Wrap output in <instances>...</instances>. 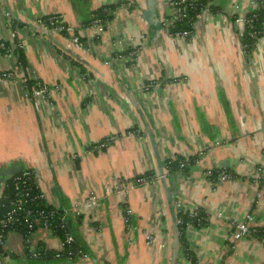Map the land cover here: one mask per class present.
Instances as JSON below:
<instances>
[{"label": "crops", "instance_id": "obj_1", "mask_svg": "<svg viewBox=\"0 0 264 264\" xmlns=\"http://www.w3.org/2000/svg\"><path fill=\"white\" fill-rule=\"evenodd\" d=\"M249 2L214 0L217 11L178 40L151 36L147 0H0V41L25 42L0 57V73L14 74L0 80V176L34 171L47 204L72 217L82 251L58 256L56 233L26 242L11 232L5 262L42 264L29 255L44 250L48 264H264L263 239L234 238L248 216L264 230V38L250 50L230 16ZM108 6L114 15L96 33L87 22ZM54 14L75 31L46 36L36 23ZM178 157L198 159L162 181L158 159ZM213 171L228 177L214 182ZM147 173L151 184L134 182ZM190 210L199 220L178 245L177 213Z\"/></svg>", "mask_w": 264, "mask_h": 264}, {"label": "built area", "instance_id": "obj_2", "mask_svg": "<svg viewBox=\"0 0 264 264\" xmlns=\"http://www.w3.org/2000/svg\"><path fill=\"white\" fill-rule=\"evenodd\" d=\"M203 4V0H167L166 5L168 8L169 13H165L162 18V24L164 31L166 35L171 39H182L187 40L193 37L197 30V23L202 20L203 14H199L196 17V21L193 24V29L191 31H184V32H176L171 33L170 30L176 26L177 23L182 22L184 20H191L190 12L195 11L198 6ZM233 6V12L230 14L232 18H234V23L240 26V33L239 36L244 38L247 29H250L249 35L251 37H255L257 33L252 31L254 28V21L257 17L255 13L260 9L264 8V0H250L249 6L247 10H240L238 11V6L234 8ZM209 10L208 13L210 14L209 7L206 9ZM205 10V11H206ZM204 11V12H205ZM203 12V13H204ZM245 14V15H243ZM228 15V14H227ZM92 27L96 30V33H103L106 28L108 27V24L102 21L100 18H98L95 13H92L90 16V19ZM233 20V19H232ZM236 20V21H235ZM37 26L41 28L42 32L46 35H52L53 33H59V34H68L73 31H75L74 27L70 26L60 15L54 14L50 15L47 18H42L37 21ZM264 37L261 39H258L257 43H259L261 40H263ZM257 45V44H256ZM25 46V42L19 41L15 48H12L11 45L4 41H0V57L6 54H10L11 52L15 51V49H23ZM136 51H133L129 53L126 57L120 56V58H124L126 62H130L131 59L136 57ZM14 77L13 72H5L0 73V80L2 79H12ZM40 91L44 94H46V91L43 89H40ZM114 138H111L110 141H113ZM178 158H173L169 161H176ZM170 163V162H169ZM168 163V164H169ZM181 167H184V164L181 165ZM167 168V167H166ZM166 170V175H169V170ZM259 173H262L259 170ZM35 175V172L26 169L24 170L20 176L15 177L14 183L16 185L17 194L15 198L8 204L7 212L5 213L4 220L2 223H0V264H10L9 262H5V259H7L6 255V242L7 238L10 235L11 232H16L14 230H11V227L16 226H24L27 228V235L24 236L25 241L29 242L30 238L33 237L35 234H38L39 231H43L47 234H55V224L53 222V215L54 212H50L48 214L44 213L43 211L32 210L28 207V203L30 202H37V201H43L46 202L45 195L41 192L39 189V186L36 181V175H35V183L37 185V188L39 190V194L37 196L32 197L31 196V186L29 184V181L32 178V175ZM212 172L209 173V177H212ZM143 177L138 179L137 184L140 186H146L153 182L152 177H146L145 175H142ZM220 179L224 180L228 177V174L225 172H222L220 175ZM89 206H97L98 202L96 198H93L88 203ZM37 207V205H36ZM68 213H65V217ZM127 217V226H129L130 223V210H127L126 212ZM77 215H79L77 213ZM188 216L192 219L196 218V213L193 210H190L188 212ZM63 217L60 222L62 223L61 228H63L66 231L65 226V220L66 218ZM249 223H254L253 217L248 216L247 221H243L238 223L235 226V232H234V238L236 240H240L245 237H254V235L258 232L259 228H251ZM150 242L154 243L155 239L152 237H149ZM264 240V239H263ZM75 243L74 237L66 231L65 233V240L62 242V252L66 250L65 253L68 254L69 257L73 256V252L71 250L72 245ZM57 254L58 256L60 254ZM31 260L35 261H41L42 264H48L42 260L45 258V254H43L40 251H34L30 255Z\"/></svg>", "mask_w": 264, "mask_h": 264}, {"label": "trees", "instance_id": "obj_3", "mask_svg": "<svg viewBox=\"0 0 264 264\" xmlns=\"http://www.w3.org/2000/svg\"><path fill=\"white\" fill-rule=\"evenodd\" d=\"M214 0H203V4L198 6L197 9L195 11H191L190 12V16H191V20H184L182 22H179L176 24V26L174 28H172L170 30V32L176 33V32H184V31H191L194 30L193 29V24L196 21V17L199 14H203V12L209 7V9L211 11H217V8L214 6ZM116 8L112 7V6H108L105 8H100L95 12V15L100 18L102 21H104L105 23H109L108 21H110L112 19V15H114ZM255 15H257L255 21H254V28L252 29V31H254L255 33H257L255 35V37H251V35H249V32L251 31L250 29H247V32L244 36V38H242L243 41V45L248 46V48L250 50H252L256 44L258 39H261L262 37H264V8H260ZM88 24H91V21L88 20L87 22ZM22 57V56H21ZM22 62H23V58H22ZM22 65V64H21ZM33 86V85H32ZM32 86H30V84H28V90L30 93H32L33 89ZM32 89V90H31ZM198 158H191L189 163L185 162V159L183 157H178V159L176 161H166L165 163H163L165 169L169 170V173H174V172H178V171H182L187 173L188 169L190 167V164H194V162L197 160ZM170 162V163H169ZM169 163V164H168ZM184 164V167H181V165ZM167 167V168H166ZM22 172L17 173V175L11 177L9 180H7L5 188H4V192L2 194V198L0 200V223L3 222L4 220V216L5 213L7 212V208H8V204L15 198L16 194H17V190H16V185L14 183V179L15 177H18L21 175ZM226 173V172H225ZM221 172H217V171H213L212 177L211 179H213L214 182H218L219 181V176H220ZM227 174V173H226ZM146 177H153L152 174L147 173L145 174ZM143 176H139L135 179L134 182H137L138 179L142 178ZM29 184L31 186V196H37L39 194V190L37 188V185L35 183V175H32L31 180L29 181ZM137 184V183H136ZM138 185V184H137ZM37 205V207H36ZM28 207L31 208L32 210H37L39 209L40 211H43L44 213L48 214L50 212H54L53 215V222L55 224V233L60 236L62 238V240H65V233L66 231L68 233H70L72 236L75 235V230L72 226V222L70 221L72 219V217L70 215H67L65 217L64 214L61 213V211L56 210L54 207L48 205L46 202L43 201H37V202H30L28 203ZM65 217V226H66V231L61 228L62 223L60 222V220ZM177 217H178V231H179V239L182 245L183 242V232L184 229L186 227V225L190 222H194L196 223V220H199L198 217L195 219H192L191 217H189L188 215L185 214H181V213H177ZM73 220V219H72ZM11 230H14L18 233H21L23 236L27 235L28 231L27 228L24 226H16V227H11ZM256 237H259L260 239H264V230L263 229H259L258 232L255 234ZM71 250L73 252V256L71 258L74 259V257H76V254L81 250H79V248L77 247L76 243H74L71 247ZM40 252H42L43 254H45V258L44 262L49 263L52 259H53V255H51V253H47L44 250H41ZM66 250L64 252H62V255H66L67 257L68 254L65 253ZM70 258V257H69Z\"/></svg>", "mask_w": 264, "mask_h": 264}, {"label": "water", "instance_id": "obj_4", "mask_svg": "<svg viewBox=\"0 0 264 264\" xmlns=\"http://www.w3.org/2000/svg\"><path fill=\"white\" fill-rule=\"evenodd\" d=\"M158 8H159L158 0H147V9L144 10V12H143V16H144L146 22L148 23V27L150 29L151 36L153 38H155V39L156 38H160L161 37V33L164 30L162 21L159 18ZM208 11L209 10H206L203 13L202 20L207 17V15L209 14ZM152 142H153V144L155 146L156 155L159 158V152H158V149H157V146H156L155 139H152ZM158 167H159V170H160V177H161L162 181H166V173L167 172L165 170L163 162L160 159H158ZM24 170H26V169L14 168L12 170H8L7 173L10 174L11 177H13V176L17 175V173L23 172ZM5 175H6V173H2L1 174V176H0V184L3 183V182H5V183L7 182L6 179L4 178ZM167 190H168V193H169V201L172 204V210L174 211V214L176 215V213H175L176 206L174 204L175 203L174 196L172 194L171 188H167ZM61 213L65 215L64 211H61ZM175 230H176V241H177L176 244L179 245L180 239H179V231H178V220L176 222V229Z\"/></svg>", "mask_w": 264, "mask_h": 264}, {"label": "rangeland", "instance_id": "obj_5", "mask_svg": "<svg viewBox=\"0 0 264 264\" xmlns=\"http://www.w3.org/2000/svg\"><path fill=\"white\" fill-rule=\"evenodd\" d=\"M243 15H245V14H243ZM228 21H230L231 23H232V21L230 20V18L228 19ZM236 21V20H235ZM228 24H230L229 22H227ZM233 23H234V21H233ZM99 34H101V33H99ZM180 40V39H179Z\"/></svg>", "mask_w": 264, "mask_h": 264}]
</instances>
